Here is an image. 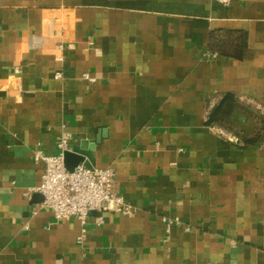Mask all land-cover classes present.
I'll use <instances>...</instances> for the list:
<instances>
[{
  "label": "crops",
  "instance_id": "obj_1",
  "mask_svg": "<svg viewBox=\"0 0 264 264\" xmlns=\"http://www.w3.org/2000/svg\"><path fill=\"white\" fill-rule=\"evenodd\" d=\"M63 133L134 210L83 243L31 192ZM0 264H264V0H0Z\"/></svg>",
  "mask_w": 264,
  "mask_h": 264
},
{
  "label": "built area",
  "instance_id": "obj_2",
  "mask_svg": "<svg viewBox=\"0 0 264 264\" xmlns=\"http://www.w3.org/2000/svg\"><path fill=\"white\" fill-rule=\"evenodd\" d=\"M213 1L228 5L232 0ZM15 70L19 72L18 68ZM56 76L60 77L61 73L56 72ZM84 77L92 82L96 80L88 73ZM70 137L69 133L59 136L58 152L55 154H46L40 147L35 149V158L45 162V169L40 184L31 188V192H38L43 196L41 206L51 210L56 221L71 218L79 220L81 231L77 239L83 243L92 213H96L94 222L101 224L107 212L131 216L134 210L123 195L116 191L115 171L112 166L90 167L81 162L73 170L67 168L65 152L71 149ZM165 220L167 231L172 224L179 223L178 218Z\"/></svg>",
  "mask_w": 264,
  "mask_h": 264
},
{
  "label": "trees",
  "instance_id": "obj_3",
  "mask_svg": "<svg viewBox=\"0 0 264 264\" xmlns=\"http://www.w3.org/2000/svg\"><path fill=\"white\" fill-rule=\"evenodd\" d=\"M210 47L212 50H214L212 52L215 53H221L225 51L224 49H222V45L216 42H211ZM236 109H238V105L236 103L234 95L229 92L225 93L221 97V99L217 103H215L210 109L206 119V124L210 126L229 125L231 124L230 117ZM244 141L247 143V139Z\"/></svg>",
  "mask_w": 264,
  "mask_h": 264
},
{
  "label": "water",
  "instance_id": "obj_4",
  "mask_svg": "<svg viewBox=\"0 0 264 264\" xmlns=\"http://www.w3.org/2000/svg\"><path fill=\"white\" fill-rule=\"evenodd\" d=\"M101 141L99 137L89 141L83 140L79 144L73 145L70 150L65 152V163L69 170H73L79 163L83 162L86 158L91 162L94 161L92 150ZM43 197V196H42Z\"/></svg>",
  "mask_w": 264,
  "mask_h": 264
}]
</instances>
